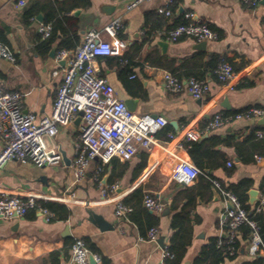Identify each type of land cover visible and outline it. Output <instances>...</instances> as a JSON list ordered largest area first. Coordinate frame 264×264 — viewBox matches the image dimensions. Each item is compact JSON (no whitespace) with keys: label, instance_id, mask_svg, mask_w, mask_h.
<instances>
[{"label":"crops","instance_id":"obj_1","mask_svg":"<svg viewBox=\"0 0 264 264\" xmlns=\"http://www.w3.org/2000/svg\"><path fill=\"white\" fill-rule=\"evenodd\" d=\"M168 1H146L128 10L126 0H24L23 4L0 0V40L16 56L14 63L0 58V90L17 91L24 111L37 116L52 111L62 76L61 71L53 74L60 70L49 56L53 46L60 49L62 42L67 46L62 48L73 51L88 29L102 30L118 18L123 27L117 36L127 43L128 51L122 59L98 57L97 73L107 79L131 112L160 114L168 121L157 134L160 144L140 149L126 161L113 158L104 166L102 183L115 187L105 196L92 179L98 159L89 161L80 181L71 167L81 113L46 140L61 152V163L8 162L0 171V196H33L61 206L50 221L35 210L22 218L0 217V264H74L70 251L75 237L96 248L101 264H162L161 250L173 237L180 258L168 264H258L264 258V250L249 254V238L238 234L235 255L224 253L221 261L211 256L200 261L209 243L222 235L219 219L227 206L211 179L226 186L244 184L251 206L264 190V140L254 138L255 130L264 127V115L204 129L216 113L252 106L264 109V4L251 7L242 0H173L171 14L166 16L162 9ZM188 12L207 22L218 38L206 40L203 46L191 37L167 41L166 32L184 21ZM46 23H54L56 35L49 48L39 32ZM103 37L110 39L105 33ZM159 41L167 43L165 52ZM219 60L230 62L234 69L229 83H220L213 74ZM164 71L204 79L210 91L202 99L185 90L169 93L162 80ZM169 133L173 138L167 137ZM187 141L198 144L196 161L184 145ZM183 159L202 165L203 174L189 185L174 182L171 176ZM250 189L258 191L252 204ZM144 193L163 203L161 212L143 205ZM118 201L132 208L127 220L115 214ZM88 211L112 227L101 229L89 219ZM151 226L159 232L155 241L145 238ZM181 236L186 244L180 243Z\"/></svg>","mask_w":264,"mask_h":264},{"label":"built area","instance_id":"obj_2","mask_svg":"<svg viewBox=\"0 0 264 264\" xmlns=\"http://www.w3.org/2000/svg\"><path fill=\"white\" fill-rule=\"evenodd\" d=\"M126 9H132L138 4L152 0H126ZM243 3L255 7L261 0H242ZM23 4L24 0H20ZM169 0L162 9L166 16L171 14ZM186 19L166 32V40L178 41L183 37H191L196 41L217 39L218 33L210 28L207 22L194 12H188ZM123 27L118 18L113 19L102 30L88 29L83 40L73 51L64 48L57 49L55 62L60 70H54L61 80L57 86L52 111L48 115L37 116L33 112L24 111L20 104V94L17 91L0 90V171L10 161L22 163L31 162L37 166L56 165L61 163L62 154L50 147L46 140L54 137L60 126H66L81 113V124L75 142V155L71 162L75 179L80 181L85 177L90 160L98 159L99 165L92 174L93 181L100 186L101 195L105 196L114 190V186L102 183L104 166L113 158L122 161L131 159L138 150H149L153 145L160 144L157 134L167 125L168 121L160 114L145 113L136 115L129 110L126 103L116 97L113 86L107 79L97 73V59L100 56L124 57L128 51L127 43L118 38L117 31ZM50 23L41 24L39 32L42 39L51 34ZM110 39L106 40L103 34ZM0 58L14 63L15 53L0 40ZM63 62V63H62ZM215 78L220 83H229L234 78V71L229 62L220 60L213 69ZM134 77V75H131ZM162 80L169 93L188 91L194 98L202 99L209 91V83L195 76L179 77L176 73L164 71ZM264 109L249 107L235 114H214L206 123V131L221 127L239 118L260 117ZM174 134L169 133L168 138ZM254 138L264 140V127L256 129ZM228 165H232L228 162ZM203 171L190 160H181L172 171L174 182L189 185ZM214 187L231 207L226 206L219 219L221 234L216 247L224 248L228 255L237 252L238 229L247 224L251 233L247 243V251L257 255L264 250V244L259 234L257 221L249 216L236 194L223 187L216 179H211ZM143 205L159 213L163 203L150 193H144ZM29 210L37 211L45 221L53 218V213L33 196L20 194L0 196V217L4 219L22 218ZM131 206L123 201L115 205V214L120 219H128ZM255 212L264 213V190L255 205ZM159 236L157 227H150L146 239L155 241ZM71 260L74 264H101V256L92 252L84 240L75 237L71 244ZM173 254L167 246L161 250L162 264ZM261 264H264V260Z\"/></svg>","mask_w":264,"mask_h":264},{"label":"trees","instance_id":"obj_3","mask_svg":"<svg viewBox=\"0 0 264 264\" xmlns=\"http://www.w3.org/2000/svg\"><path fill=\"white\" fill-rule=\"evenodd\" d=\"M52 18V16H50L48 19V22H50V19ZM184 22V21H182ZM181 23V22H180ZM179 24V23H178ZM177 25V24H176ZM55 39H56V35H55V29H54V23L52 25V29H51V34L48 38L45 39L44 43L48 46L54 43L55 42ZM66 46L64 43H60L59 44V47H64ZM67 47V46H66ZM65 49V48H64ZM120 58V57H118ZM122 59V58H120ZM220 61V60H219ZM218 61V62H219ZM217 62V63H218ZM228 62V61H227ZM216 63V64H217ZM230 63V62H229ZM216 66V65H215ZM232 66V65H231ZM214 69V68H213ZM234 71V69H233ZM171 72V71H170ZM179 77H181L179 74H177ZM188 76H191V75H188ZM187 76V77H188ZM243 110L241 111H234V112H231V113H227V114H235V113H238V112H242ZM258 142H262L261 140H258ZM186 148L188 149V153L190 155V157L193 159V160H197L196 159V156H195V149L197 148V143L194 142V141H187L185 144ZM197 167H199L200 169L202 168V165L199 164L197 162ZM202 170V169H201ZM228 173L230 172V170L227 171ZM226 189L230 190L231 192H233L234 194L237 195L238 199H239V202L241 204V206L247 210V212L249 213V216L254 219L255 221H257V224H258V227H259V234L262 238V241H263V244H264V213L262 212H255V205L254 206H251L247 203V196L245 195V190H246V186H244V184L242 183H238V184H230V185H223ZM45 207H47L52 213H53V218L54 216H56V207H60L61 205L60 204H57V203H53V202H43V201H40ZM55 212V213H54ZM153 227V226H151ZM250 233H251V228L247 225V224H243L239 227L238 229V234H239V237L241 236L242 239H247L249 238L250 236ZM217 240L218 238H214L208 245L207 247V250L205 252V255L204 257H201L200 261L203 262L207 256H211V257H215L217 259V261H221L223 260V254L226 253V251L224 250V248H217L216 247V243H217ZM175 243H178V241L176 240V238H172V242L170 245L167 246V249L173 254V257L172 258H167L165 259V264H168V261L169 260H178L180 258V255L177 253L176 251V247H175ZM180 243H187V241L185 240V236H181V241ZM240 244V239L238 238L237 240V248H238V245ZM87 247L91 250V251H97L95 247H93L92 245L88 244L87 243ZM227 254V253H226ZM228 255V254H227ZM228 256H231V255H228ZM232 257V256H231ZM264 258L262 259H259L258 260V264H261L263 262Z\"/></svg>","mask_w":264,"mask_h":264},{"label":"water","instance_id":"obj_4","mask_svg":"<svg viewBox=\"0 0 264 264\" xmlns=\"http://www.w3.org/2000/svg\"><path fill=\"white\" fill-rule=\"evenodd\" d=\"M261 3L264 4V0H261ZM205 43V41H200V45L203 46ZM158 44L160 45L161 49L165 52V48H166V42L164 41H159ZM57 50V47L56 46H53L50 50V53H49V56L50 57H54L55 55V52ZM63 63V62H62ZM257 194H258V191L255 190V189H250L248 191V195H249V202L252 204L254 203V201L256 200L257 198ZM227 206L228 207H231V205L229 203H227ZM89 213V219L96 223L101 229H108V228H111L112 225L108 222H106L100 215H97L95 213H93L92 211H88ZM158 242L162 245L163 243V239L162 238H159L158 239Z\"/></svg>","mask_w":264,"mask_h":264}]
</instances>
